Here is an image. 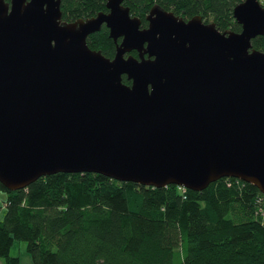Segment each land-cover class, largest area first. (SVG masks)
I'll return each mask as SVG.
<instances>
[{
	"label": "water",
	"instance_id": "95a60500",
	"mask_svg": "<svg viewBox=\"0 0 264 264\" xmlns=\"http://www.w3.org/2000/svg\"><path fill=\"white\" fill-rule=\"evenodd\" d=\"M106 5L66 20L61 0H0V182L96 171L202 189L235 176L264 193L262 2L234 6L240 30L159 4L142 28L122 0ZM103 23L122 36L112 57L87 42Z\"/></svg>",
	"mask_w": 264,
	"mask_h": 264
},
{
	"label": "trees",
	"instance_id": "16d2710c",
	"mask_svg": "<svg viewBox=\"0 0 264 264\" xmlns=\"http://www.w3.org/2000/svg\"><path fill=\"white\" fill-rule=\"evenodd\" d=\"M239 1L124 0L143 22L158 2L184 17L201 14L221 30L241 29L233 14ZM61 9L63 19L74 20L106 10V0H61ZM87 42L115 53L105 25ZM263 44L264 34L252 38L254 47ZM123 80L130 82L126 74ZM0 187V264H26L10 253L15 238L26 239L28 264H264V193L235 176L191 189L58 171L17 189Z\"/></svg>",
	"mask_w": 264,
	"mask_h": 264
},
{
	"label": "rangeland",
	"instance_id": "374dc122",
	"mask_svg": "<svg viewBox=\"0 0 264 264\" xmlns=\"http://www.w3.org/2000/svg\"><path fill=\"white\" fill-rule=\"evenodd\" d=\"M209 20H212V18L209 17ZM4 198H6V191L0 187V218L3 217L6 209ZM10 253L19 255L23 263L28 264L31 262V255L27 250V241L24 238L14 239L10 246ZM0 260H2V258H0Z\"/></svg>",
	"mask_w": 264,
	"mask_h": 264
},
{
	"label": "flooded vegetation",
	"instance_id": "af4514ba",
	"mask_svg": "<svg viewBox=\"0 0 264 264\" xmlns=\"http://www.w3.org/2000/svg\"><path fill=\"white\" fill-rule=\"evenodd\" d=\"M122 3L124 4V5H127L125 2H124V0H122ZM154 4H159L158 2H155V3H153L152 5H151V7L154 5ZM159 5H161V4H159ZM127 6H129V5H127ZM162 6V5H161ZM150 7V8H151ZM162 7H164V6H162ZM129 8H130V6H129ZM150 8H149V10L147 11V13H146V16H145V18H146V22H143V20H142V18L139 16V15H137V14H134V13H132L131 12V10H130V14L132 15V16H138L139 18H140V27H147L148 26V24H149V20L147 19V14H148V12L150 11ZM165 8V7H164ZM166 9H168V8H166ZM168 10H172V9H168ZM104 11H109V8L107 7V5H106V10H104ZM175 13V12H174ZM175 14H177V13H175ZM178 15L179 16H182L183 18H185V19H188L189 17H184L183 15H181V14H179L178 13ZM102 25H105L107 28H108V30H109V27L107 26V24L106 23H103ZM110 35V34H109ZM112 37V36H111ZM113 38V37H112ZM121 39H122V36H118L116 39L115 38H113V40L115 41V44L117 45V42H120L121 41ZM132 54H134V55H138V51L136 50V49H132L131 51H130ZM136 52V53H135ZM145 55H147V54H145Z\"/></svg>",
	"mask_w": 264,
	"mask_h": 264
},
{
	"label": "built area",
	"instance_id": "2783aa9c",
	"mask_svg": "<svg viewBox=\"0 0 264 264\" xmlns=\"http://www.w3.org/2000/svg\"><path fill=\"white\" fill-rule=\"evenodd\" d=\"M184 187V186H183Z\"/></svg>",
	"mask_w": 264,
	"mask_h": 264
}]
</instances>
